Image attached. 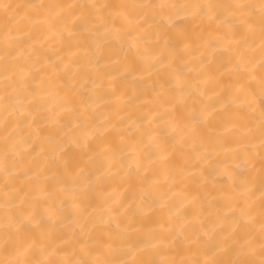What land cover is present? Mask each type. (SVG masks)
Masks as SVG:
<instances>
[{
	"label": "bare ground",
	"instance_id": "bare-ground-1",
	"mask_svg": "<svg viewBox=\"0 0 264 264\" xmlns=\"http://www.w3.org/2000/svg\"><path fill=\"white\" fill-rule=\"evenodd\" d=\"M0 264H264V0H0Z\"/></svg>",
	"mask_w": 264,
	"mask_h": 264
}]
</instances>
